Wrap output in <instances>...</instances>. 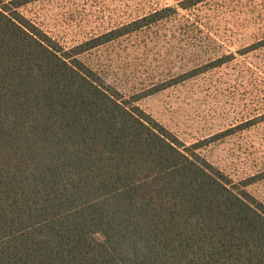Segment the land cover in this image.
<instances>
[{"label": "trees", "instance_id": "trees-1", "mask_svg": "<svg viewBox=\"0 0 264 264\" xmlns=\"http://www.w3.org/2000/svg\"><path fill=\"white\" fill-rule=\"evenodd\" d=\"M37 1L0 0V264H264V203L248 190L264 168L235 182L199 152L264 113L185 145L138 105L264 50V32L125 97L81 56L214 0L133 14L68 46L24 15ZM185 21L210 44L209 18ZM170 34L180 50L185 31Z\"/></svg>", "mask_w": 264, "mask_h": 264}, {"label": "rangeland", "instance_id": "rangeland-1", "mask_svg": "<svg viewBox=\"0 0 264 264\" xmlns=\"http://www.w3.org/2000/svg\"><path fill=\"white\" fill-rule=\"evenodd\" d=\"M178 0H39L22 8L28 18L71 45L104 29ZM242 11L228 14V5ZM248 13V14H247ZM210 20L212 40L202 47V31L186 27L185 19ZM241 23L240 32L236 30ZM185 31L180 50L171 30ZM264 32V0H214L204 7L179 11L170 23L139 32L81 56L101 70L125 97L222 54V41L241 33L250 41ZM196 45L195 49L189 47ZM154 47V50L152 48ZM231 50L232 49H228ZM228 64L177 84L138 102L185 145L198 142L264 113V50L239 56ZM233 181L264 168V122L206 145L199 151ZM264 203V180L248 188Z\"/></svg>", "mask_w": 264, "mask_h": 264}]
</instances>
